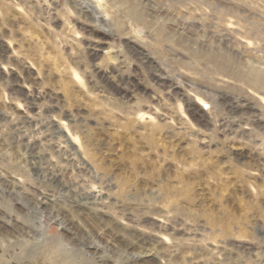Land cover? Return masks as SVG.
I'll return each mask as SVG.
<instances>
[{"label":"rangeland","instance_id":"374dc122","mask_svg":"<svg viewBox=\"0 0 264 264\" xmlns=\"http://www.w3.org/2000/svg\"><path fill=\"white\" fill-rule=\"evenodd\" d=\"M0 264H264V0H0Z\"/></svg>","mask_w":264,"mask_h":264}]
</instances>
